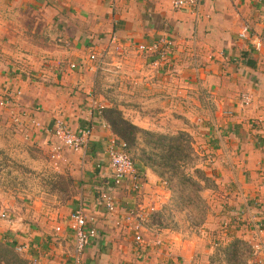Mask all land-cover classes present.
Here are the masks:
<instances>
[{
    "label": "crops",
    "instance_id": "1",
    "mask_svg": "<svg viewBox=\"0 0 264 264\" xmlns=\"http://www.w3.org/2000/svg\"><path fill=\"white\" fill-rule=\"evenodd\" d=\"M171 1L0 0L9 140L26 152L38 149L44 157L31 159L69 179L73 192L63 206H44L47 218L9 215V246L28 264H73L67 220L78 208L98 234L82 264H224L213 258L232 241L245 246L246 264H264V0H199L178 11ZM243 25L249 36L239 40ZM245 96L250 102L242 106ZM112 107L142 130L162 131L147 117L162 112L197 129L209 154L206 175L223 196V220L190 236L151 222L167 196L141 165L136 195L133 179L112 187L106 147L115 138L100 117ZM57 118L72 132L90 128L85 152L62 149L51 160L47 132ZM100 192H110L113 213L102 207ZM129 215L141 216L149 248L134 242Z\"/></svg>",
    "mask_w": 264,
    "mask_h": 264
},
{
    "label": "rangeland",
    "instance_id": "2",
    "mask_svg": "<svg viewBox=\"0 0 264 264\" xmlns=\"http://www.w3.org/2000/svg\"><path fill=\"white\" fill-rule=\"evenodd\" d=\"M4 69V72L9 70L7 67H4ZM5 94L8 95L7 93L3 95ZM124 101L125 100L122 102ZM128 103L133 104L132 102ZM5 111L9 115V106L0 108V122L2 124L4 123L3 127H5L0 128V214L5 215V218H0V232L1 236L4 235V237L0 239V242L9 245V215L10 218L21 219L25 215L30 214L29 218H32V212H36L39 214L35 215V217L39 218L40 216L47 218L49 216L44 214L46 212L42 214L41 209L47 204L52 205L53 200L61 206L65 205L67 200L73 196V192L71 190V182L66 186L68 190L66 194H57V190H51L50 186L55 180L54 177L50 174L49 168L45 167L46 162L44 160H35L37 158H43L44 156L42 153H37L39 150L35 148H33V153L26 152V145L21 144L19 140H9V117H7ZM3 116H6V119ZM123 117L125 118V116ZM147 117H150V122L153 123V125L162 129V131H151L155 134H186L185 140L188 141L192 149L189 156L191 163H193L195 168L202 170L205 175L208 173L207 171L206 173L205 170L209 167L208 159H206V156L209 154L205 153L202 142L198 141V138H200L199 133L196 131L197 129L193 130L192 124L181 122V116H179L180 118L178 117V122L175 123V117L165 114L164 112L156 115H148ZM126 120L130 122L128 118H126ZM187 127H189V130L186 129L187 132L181 131ZM36 155L38 156L36 157ZM131 156L134 159L133 176L136 177V181L131 180L130 182L132 183L133 194H135L141 189L140 183L142 179L140 178V167H138L140 164L135 159L138 153H135V155L131 154ZM31 157L36 158L31 159ZM192 171L193 168L185 169L184 174L186 176H192ZM206 176L213 180V176ZM129 178L132 179L131 177ZM193 180L197 181L195 178H193ZM159 182L161 184L159 189L167 196L164 203L161 205L162 217L160 218V222L163 223L164 227L180 235L190 236L197 234L203 224L206 223V226H212L213 220H216V218L220 220L224 219V217L220 215L221 212L218 209V206L221 205V202L224 200L223 196L221 198V196L217 194L218 189L215 183L214 190H203L196 193L194 188L190 190L184 186L178 185L177 178H171L169 181L168 175L159 179ZM64 183H66V181H64ZM201 186H203V184L200 182V187ZM161 196L162 198L165 197L164 195ZM188 199L193 203L189 202ZM203 211H206L205 215ZM151 236L154 237L153 234H151ZM15 252L17 253V251Z\"/></svg>",
    "mask_w": 264,
    "mask_h": 264
},
{
    "label": "trees",
    "instance_id": "3",
    "mask_svg": "<svg viewBox=\"0 0 264 264\" xmlns=\"http://www.w3.org/2000/svg\"><path fill=\"white\" fill-rule=\"evenodd\" d=\"M100 117L109 126L115 140L126 145V151L132 162L134 159L131 154L135 155V153H138L135 159L139 164L151 170L159 179L164 178L165 175H168L169 181L171 178H177L178 185L190 190L194 188L196 193L203 190H214V181L191 163L189 156L192 149L188 141L185 140L186 134L160 135L142 130L126 120L115 107L102 110ZM190 168H193V177L184 174V170ZM51 175L55 179L50 186L51 190H57V194L68 193L66 186L71 181L60 175ZM193 178L197 179V181H194ZM200 182L203 184L201 187ZM188 201L191 202L189 199ZM205 212L203 211L204 215ZM161 217L162 213L159 212L156 217H151L150 220L154 223L156 221L160 222ZM246 251L244 245L239 244L237 241H232L227 246L218 247L213 259H215L216 263L246 264ZM0 264L28 263L14 253L11 246L0 242Z\"/></svg>",
    "mask_w": 264,
    "mask_h": 264
},
{
    "label": "built area",
    "instance_id": "4",
    "mask_svg": "<svg viewBox=\"0 0 264 264\" xmlns=\"http://www.w3.org/2000/svg\"><path fill=\"white\" fill-rule=\"evenodd\" d=\"M199 0H172L171 5L175 11L186 7L196 8ZM249 36V27L243 25L238 32V39L245 40ZM261 44L264 45V31L258 37ZM154 49V48H153ZM143 50V47H139ZM250 100L247 96L241 98V105L247 106ZM9 96H0V108L10 106ZM47 134L51 139L50 158L56 161L62 149H67L71 152H85L89 146L91 130L89 127L81 128L78 131L72 132L68 129L62 119H55ZM106 156L111 169V185L113 188L121 187L126 178L131 177L136 181L134 174V164L126 151V145L118 142L115 139L108 142L106 147ZM136 183V182H135ZM99 202L108 213L115 211L113 197L110 192H100L98 196ZM140 215H129L124 218L126 223H130L129 230L134 233V242L143 248H149L150 243L144 241L141 235V224L139 222ZM0 218H5L4 214H0ZM88 219L81 208L74 210L68 217V229L72 233L73 238V264H82V256L87 246L93 243L97 238V231L88 225ZM135 221V222H134ZM256 251L262 246L256 245ZM20 251V249H18Z\"/></svg>",
    "mask_w": 264,
    "mask_h": 264
}]
</instances>
